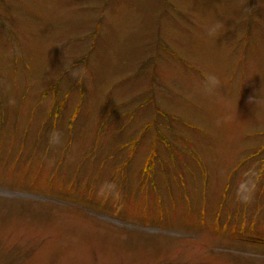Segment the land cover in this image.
Instances as JSON below:
<instances>
[{
  "label": "rangeland",
  "instance_id": "rangeland-1",
  "mask_svg": "<svg viewBox=\"0 0 264 264\" xmlns=\"http://www.w3.org/2000/svg\"><path fill=\"white\" fill-rule=\"evenodd\" d=\"M253 165L264 0H0V264H264Z\"/></svg>",
  "mask_w": 264,
  "mask_h": 264
},
{
  "label": "clouds",
  "instance_id": "clouds-1",
  "mask_svg": "<svg viewBox=\"0 0 264 264\" xmlns=\"http://www.w3.org/2000/svg\"><path fill=\"white\" fill-rule=\"evenodd\" d=\"M250 13L251 10L247 8ZM224 28V23L222 21H215L210 23L206 27L207 36L210 38L216 37L221 30ZM71 76L74 79L83 80L87 76V68L83 65L75 67L71 70ZM221 86V81L219 77L214 73H206L205 79L201 91L209 96H213L217 93V90ZM9 104L15 105V98H9ZM257 105L261 102L260 99L252 101ZM231 120V116L225 115L217 124L228 123ZM64 138L63 133L59 130H53L49 134V145L52 148L59 147L63 144ZM264 180V167L251 166L240 172L239 179L237 180L235 187V198L236 200L244 205L251 204L254 200L255 194L257 192L258 186ZM97 198L99 199H118L120 197V191L117 184L113 181H105L100 185L97 190Z\"/></svg>",
  "mask_w": 264,
  "mask_h": 264
}]
</instances>
